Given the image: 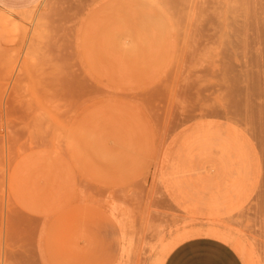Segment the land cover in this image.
Returning a JSON list of instances; mask_svg holds the SVG:
<instances>
[{
    "label": "rangeland",
    "instance_id": "374dc122",
    "mask_svg": "<svg viewBox=\"0 0 264 264\" xmlns=\"http://www.w3.org/2000/svg\"><path fill=\"white\" fill-rule=\"evenodd\" d=\"M222 1L223 14L213 0L9 11L20 30L0 38V264H164L207 228L264 264V127L223 80L237 37L264 57V0Z\"/></svg>",
    "mask_w": 264,
    "mask_h": 264
},
{
    "label": "bare ground",
    "instance_id": "6f19581e",
    "mask_svg": "<svg viewBox=\"0 0 264 264\" xmlns=\"http://www.w3.org/2000/svg\"><path fill=\"white\" fill-rule=\"evenodd\" d=\"M154 1H156V0H154ZM218 1V0H217ZM232 1V0H231ZM230 1V2H231ZM237 1V0H236ZM220 2H222L223 3V1L222 0H219L218 2H216V0H213V8H215L214 10H217V12L219 11L220 13L223 11V6H221L220 5ZM239 2V1H238ZM229 3V2H228ZM39 4V3H38ZM224 4V3H223ZM231 5V4H230ZM230 5L228 4L227 5V10L229 9V7H230ZM41 8V7H40ZM219 8V9H218ZM220 8H222V10L220 9ZM12 11V10H6V9H3V8H1L0 7V38H2V37H6V35H9L10 37H7V41H8V38H12V34L14 33H17V31H19L20 30V24H19V22L18 21H16L15 19L13 20L12 19V17H11V13L10 12ZM45 11H47V10H45ZM221 14H223V13H221ZM221 14H219L218 16L221 18L222 17V15ZM227 14V16H228V12L226 13ZM232 15H229L230 17H232L233 18V20L235 19L234 17V13H231ZM14 15V14H13ZM237 16V15H236ZM41 17V16H40ZM39 18V17H38ZM37 18V19H38ZM219 18V19H220ZM223 18V17H222ZM229 18V17H228ZM231 18V19H232ZM42 19V18H41ZM240 19V18H239ZM24 20V19H23ZM34 20V19H33ZM226 19H224V21H225ZM220 21H222V20H220ZM226 21H229V19L228 20H226ZM232 21V20H231ZM230 21V22H231ZM240 21V20H239ZM31 22V21H30ZM35 22V21H34ZM233 22V21H232ZM246 22V21H245ZM236 23V22H235ZM239 23H241V22H239ZM44 24V23H43ZM46 24V23H45ZM225 23L222 21V23H219V28H221L222 30L220 31L219 30V34L221 35V32L223 31V29H224V25ZM227 24V23H226ZM233 24H234V22H233ZM237 24V23H236ZM242 24V23H241ZM248 24V23H247ZM42 25V24H41ZM239 25V24H238ZM243 25V24H242ZM227 27L229 26L228 24L226 25ZM232 26H234V25H232ZM226 27V28H227ZM242 27V26H241ZM231 28V27H230ZM229 28V29H230ZM246 28V27H245ZM258 27H256V29H257ZM262 28V27H261ZM22 29V28H21ZM242 29H244V27L242 28ZM38 30V29H37ZM228 30V29H227ZM245 31L247 30V29H244ZM261 30V29H260ZM46 31V30H45ZM229 31H231V29L229 30ZM241 31V30H240ZM24 32H25V30H24ZM232 32V31H231ZM247 32H248V30H247ZM260 32V31H259ZM27 33H28V31H27ZM49 33V32H48ZM237 33V32H236ZM32 34H34V33H32ZM40 34V33H39ZM228 33L226 32V33H223V35L225 36V37H228L227 39H225V37L222 35V41L223 42H225V40L227 41L228 40V43H229V46H230V44H231V42H232V40H230V36L229 35H227ZM258 34V33H257ZM5 35V36H4ZM18 34H15V36L16 37H18L17 36ZM44 35V34H43ZM219 35V40L221 39V36ZM14 36V37H15ZM23 36V35H22ZM246 36V35H245ZM253 36H254V33H253ZM15 37V38H16ZM255 37V36H254ZM261 37V36H260ZM25 38V37H24ZM46 38V37H45ZM238 39V42H237V40H236V42H237V44H235L234 46L232 45V46H230V48H229V50H228V52H226V54H225V56H223V57H226L227 58V60L225 59V63H226V65H224L225 67H224V69H223V80H224V84H226V86H225V90H226V88H229V89H227V91H226V95H228V93H229V95L231 96L232 94H234V95H236L235 93H237V92H239V94H240V96L242 95V98L241 97H239L238 95V99L236 100V99H233V100H236L235 101V103H233L232 102V99H231V103L230 104H234V105H236V103L238 102V104H239V106H234V107H238V108H240L239 110L241 111V107H246V110H248L247 112H251L252 111V109H256L255 111H257V115L259 114V119L262 121L261 123L262 124H260V123H258L257 121H255L256 119V117H258V116H255V117H253L252 116V114L251 113H249L250 115H247V117L246 118H248V119H250V117H251V119L252 118H254L253 119V121H252V124H253V122L255 123L254 124V126L256 125V123L258 124V125H260V126H262V127H264V60H263V56H262V59L260 58V59H252V58H248V56H247V54H246V52H245V50H244V47L242 46V45H245V47H246V44L247 43H245V41L241 38V37H237ZM14 38H12L11 40L12 41H14L15 42V39L13 40ZM49 39V38H48ZM235 39H236V37H235ZM235 39H233L234 41H235ZM30 40V39H29ZM50 40V39H49ZM254 40H256V39H254ZM261 40V39H260ZM10 41V40H9ZM36 41V40H35ZM43 41V40H42ZM221 41V40H220ZM234 41H233V43H234ZM258 42H260L259 41V39L257 40ZM28 42V41H27ZM241 42H242V44H241ZM251 42V41H250ZM249 42V43H250ZM47 43V42H46ZM257 43V42H256ZM7 44H9L8 42H7ZM27 44V43H26ZM41 44H42V42H41ZM31 45V44H30ZM33 45H34V43H33ZM40 45V44H39ZM53 45H55V43L53 44ZM52 45V46H53ZM251 45V44H250ZM256 46H257V44H256ZM18 47V46H17ZM21 47V46H20ZM19 47V48H20ZM31 47V46H30ZM50 47V46H49ZM223 47H225V46H223ZM8 48V47H7ZM18 48V49H19ZM35 48V47H34ZM38 48H39V46H38ZM47 48V47H46ZM262 48V47H261ZM16 49V48H15ZM54 49V48H53ZM222 49V48H221ZM1 50H2V48H1ZM21 50V49H20ZM35 50V49H34ZM45 50V49H44ZM52 50V49H51ZM57 50V49H56ZM260 50V49H259ZM258 49H257V52L259 51ZM25 51V50H24ZM37 51V50H36ZM47 51H48V49H47ZM54 51V50H53ZM27 52V51H26ZM40 52H42V51H40ZM39 52V53H40ZM260 52V51H259ZM25 53V52H24ZM27 53H29L30 54V51H28ZM38 53V54H39ZM48 53H49V51H48ZM77 53V52H76ZM45 54V53H44ZM50 54V53H49ZM224 54V53H223ZM256 54V53H255ZM2 55V54H1ZM40 56H42L41 54H39ZM55 55H57V54H55ZM257 55V54H256ZM38 56V55H37ZM50 56V55H49ZM53 56V55H52ZM3 57V56H2ZM31 57V56H30ZM54 57V56H53ZM56 57V56H55ZM257 57V56H256ZM31 59V58H30ZM47 59V58H46ZM219 59V58H218ZM221 59V58H220ZM47 61H48V59H47ZM58 61V60H57ZM227 61V62H226ZM234 62H236V67L238 66L239 67V71L237 72H235L234 70V68H236L235 66H234ZM48 63V62H47ZM232 63H233V65H232ZM11 64V63H10ZM46 64V63H45ZM219 64V63H218ZM42 65V64H41ZM47 65V64H46ZM11 66V65H10ZM223 66V65H222ZM234 68H233V67ZM13 67H14V65H13ZM48 67V66H47ZM237 67V68H238ZM51 68H53V67H51ZM50 68V69H51ZM222 68V67H221ZM48 69V68H47ZM49 69V70H50ZM234 69V70H233ZM16 70V69H15ZM237 70V69H236ZM58 71V70H57ZM13 72V71H12ZM26 73V72H25ZM215 73H216V71H215ZM19 74V73H18ZM218 74V73H217ZM214 75V74H213ZM217 76V75H216ZM212 77V76H211ZM225 77V78H224ZM55 78V77H54ZM213 78V77H212ZM217 78V77H216ZM214 80V79H213ZM217 80H218V78H217ZM70 82V81H69ZM220 82V81H219ZM221 83V82H220ZM211 84H213V83H211ZM239 85V86H238ZM215 86V85H214ZM218 86V85H217ZM235 87L237 88V91H236V89H235ZM222 88V87H221ZM228 90L230 91V92H228ZM235 92V93H234ZM42 93V92H41ZM238 94V93H237ZM213 95V94H212ZM228 95V97H230ZM233 95V98H235L236 96H234ZM221 96H223V94L221 95ZM228 97H227V99H228ZM222 98V97H221ZM237 98V97H236ZM42 99V98H41ZM240 99V100H239ZM241 99H244V103L241 101ZM228 101V100H227ZM239 101H241V103L239 102ZM240 104H242V105H240ZM227 105V104H226ZM229 105V104H228ZM230 107H233V106H231L230 105ZM233 107V108H234ZM232 108V109H233ZM237 108V109H238ZM237 109H233V110H236L237 111ZM245 109V108H244ZM244 109H242V111L244 110ZM238 110V111H239ZM246 110H245V112H246ZM236 111H234V112H236ZM255 111H252V113H254V115H255ZM244 112V111H243ZM246 112V113H247ZM230 113V112H229ZM246 113H244V116H245V114ZM239 115H240V113H238ZM242 114V113H241ZM237 115V114H236ZM240 116H242V115H240ZM242 118H243V116H242ZM51 119V118H50ZM244 119V118H243ZM245 121H246V119H245ZM251 122V121H250ZM245 124V123H244ZM248 124V123H247ZM258 125H257V129L259 128L258 127ZM249 126V125H248ZM247 126V127H248ZM249 128H250V126H249ZM248 128V129H249ZM255 128V130L257 131V129ZM252 129V128H251ZM255 130H253L252 129V131L254 132ZM259 130V129H258ZM264 130V129H263ZM262 130V131H263ZM261 131V130H260ZM257 132H259V131H257ZM256 133V132H255ZM262 133V132H261ZM258 134V133H257ZM260 134V133H259ZM258 134V135H259ZM263 134V133H262ZM261 134V136L260 137H264L263 135ZM257 135V136H258ZM256 137V136H255ZM264 139V138H263ZM257 140V139H256ZM262 141V140H261ZM264 141V140H263ZM263 144V143H262ZM262 148V147H261ZM110 209H111V207H110ZM209 227V226H208ZM211 227V226H210ZM214 227H216V226H214ZM192 228V227H191ZM195 228V227H194ZM203 228V227H202ZM189 229V228H188ZM179 231H180V229H179ZM198 231H199V229H198ZM183 232H184V230H183ZM200 232V231H199ZM189 233V232H188ZM194 233V232H193ZM193 233H192V235H193ZM201 233H203V234H206V235H209V236H213V237H217V238H220V239H222V240H224V241H230L231 240V238H230V235L228 234V232L227 231H223V230H218V229H215V228H207V230L206 231H201ZM185 233H183L182 235H184ZM195 234H197V232L195 233ZM199 234V233H198ZM180 235V234H179ZM190 236V235H189ZM152 247H153V245H152ZM167 250V249H166Z\"/></svg>",
    "mask_w": 264,
    "mask_h": 264
},
{
    "label": "crops",
    "instance_id": "0c3cea01",
    "mask_svg": "<svg viewBox=\"0 0 264 264\" xmlns=\"http://www.w3.org/2000/svg\"><path fill=\"white\" fill-rule=\"evenodd\" d=\"M38 0H0L7 10L25 9ZM164 264H246L240 253L228 242L213 236L196 237L177 245Z\"/></svg>",
    "mask_w": 264,
    "mask_h": 264
}]
</instances>
